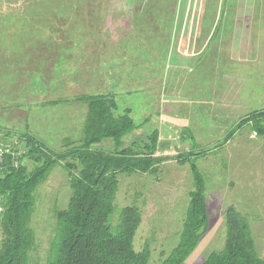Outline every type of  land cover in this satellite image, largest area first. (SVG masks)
<instances>
[{
    "label": "rangeland",
    "instance_id": "rangeland-1",
    "mask_svg": "<svg viewBox=\"0 0 264 264\" xmlns=\"http://www.w3.org/2000/svg\"><path fill=\"white\" fill-rule=\"evenodd\" d=\"M215 6L222 14L255 13L254 18L243 20L249 24L247 31H238L242 44L249 42L248 48L211 49L223 40L220 26L230 20L221 19L210 46L198 54L196 45L192 53L197 54L181 60L180 53L191 51L175 50L178 16L185 11L208 12ZM208 24L206 19L204 34ZM122 37L129 42L123 45ZM105 43L117 49L110 53ZM112 58L115 63H110ZM106 59L108 63L102 64ZM37 84L43 91L35 89ZM104 84L116 94H126L117 97L126 105L125 100L137 94L148 96L151 122L146 128L159 131L158 169L122 176L112 214L116 217L123 205L137 203L142 219L135 248L149 245V264H158L177 242L192 189L188 164L176 159L177 153L192 149L183 126L190 129L203 153L195 162L205 180L209 213L205 234L183 264H201L223 247L224 211L230 205L247 219L255 251L264 259V136L250 122H241L264 109V0H0L3 152L8 147L22 149L15 133L20 134L25 125L30 133L50 139L53 148L60 147L64 136L77 139L82 124L69 126L74 120L82 121L85 106L73 98L100 92ZM7 130L9 136L4 137ZM112 144L104 140L98 146L112 149ZM69 194L68 174L56 166L37 190L31 222L35 245L29 264H45L55 231L54 211L66 206Z\"/></svg>",
    "mask_w": 264,
    "mask_h": 264
},
{
    "label": "trees",
    "instance_id": "trees-1",
    "mask_svg": "<svg viewBox=\"0 0 264 264\" xmlns=\"http://www.w3.org/2000/svg\"><path fill=\"white\" fill-rule=\"evenodd\" d=\"M217 11L222 12L215 6L208 13ZM206 19L209 24L214 20ZM214 33L215 30L212 36ZM121 41L125 45L129 39L122 37ZM102 47L98 44V50ZM104 47L110 49V53L117 49L107 48L106 43ZM115 60L110 59V63ZM104 62L107 64V59L102 64ZM108 88L104 84L100 92L78 94L73 98L85 106L82 121L74 120L69 126L71 129L72 123L82 124L77 139L64 136L60 147L53 148L50 139L45 141L30 133L25 125L20 134L15 133L22 149L8 147L4 150L0 163V264H29L35 245L31 222L37 190L59 165L68 174L70 194L66 206L54 211L55 231L45 264L150 263L149 245L135 248L142 219L137 203L123 205L116 217L112 218V214L122 176L145 175L158 169L162 159L155 154L160 149L159 131L146 128L151 122L145 102L148 96H127L126 105L117 98L126 94H116L113 87ZM35 89L43 91L39 84ZM135 101L139 105L138 112ZM241 122H250L254 131L264 136V109L251 112ZM182 128L192 141V149L177 153L176 159L181 165L188 164L192 189L187 195L177 242L158 264H183L208 226L205 180L195 162L203 153L196 148L198 145L190 129ZM142 129L146 134L138 133ZM10 131H5L3 136H9ZM104 140H111L113 148L99 147ZM224 219L223 247L212 251L201 264H264V259L255 251L247 219L231 205L224 211Z\"/></svg>",
    "mask_w": 264,
    "mask_h": 264
},
{
    "label": "crops",
    "instance_id": "crops-1",
    "mask_svg": "<svg viewBox=\"0 0 264 264\" xmlns=\"http://www.w3.org/2000/svg\"><path fill=\"white\" fill-rule=\"evenodd\" d=\"M177 17V14H176ZM213 18L214 20L208 24L206 27H208L209 29H207L206 34H204V27H202V25L204 26V20L205 18ZM255 17V13L254 12H230V13H220V12H215V13H208V12H202L201 10L198 11H185V14L183 13L182 16H178L177 19H180V22L177 21V25H176V32L175 34V38H174V44H176L175 50H177L176 52L182 51L183 50L185 52H187V50L191 51L190 54H183L180 53V59L181 60H185L190 56H194L195 54H201L204 50H206L209 46H210V40L212 39V32L217 28L218 24H222V21L219 22L218 20L221 19H230L228 22H223L224 24L220 27H222L220 30L222 31L221 33L223 34V40L219 39L218 42L216 43V45H212L211 49L212 50H216V51H224V52H234V51H243L246 48H248L246 46V44H248L249 42H244V44H242L240 39L241 36H239V34H242L241 32H238L240 30H245L247 31V27L249 26L248 23L244 22L243 20L245 19H251ZM202 20L201 24L200 21ZM225 25H227L228 27H224ZM229 30H231L229 32ZM255 35V34H254ZM251 39L253 43L255 40H252V36L249 38ZM173 40V39H172ZM222 40V41H221ZM197 45V46H196ZM198 49L197 53H192L193 49ZM249 47L252 49H255V47H253V45H249ZM225 55V58L227 57L226 55L229 54H223ZM212 56V55H211ZM182 57V58H181ZM217 59V58H216ZM234 59H238L236 57V54H234ZM231 61V60H230ZM180 65H183L180 64ZM179 66V64L177 65ZM211 89H213V86L211 87ZM212 94V91H211ZM239 96L241 97V94H239ZM1 100V99H0ZM2 105H0L1 107ZM5 112L2 111V114L0 116H2Z\"/></svg>",
    "mask_w": 264,
    "mask_h": 264
},
{
    "label": "built area",
    "instance_id": "built-area-1",
    "mask_svg": "<svg viewBox=\"0 0 264 264\" xmlns=\"http://www.w3.org/2000/svg\"><path fill=\"white\" fill-rule=\"evenodd\" d=\"M2 152H3V151H2V149L0 148V155H1V156H2Z\"/></svg>",
    "mask_w": 264,
    "mask_h": 264
}]
</instances>
